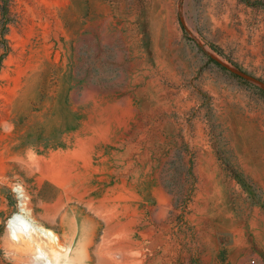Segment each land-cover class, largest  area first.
Masks as SVG:
<instances>
[{
    "label": "rangeland",
    "instance_id": "obj_1",
    "mask_svg": "<svg viewBox=\"0 0 264 264\" xmlns=\"http://www.w3.org/2000/svg\"><path fill=\"white\" fill-rule=\"evenodd\" d=\"M42 262L264 264V0H0V264Z\"/></svg>",
    "mask_w": 264,
    "mask_h": 264
},
{
    "label": "bare ground",
    "instance_id": "obj_2",
    "mask_svg": "<svg viewBox=\"0 0 264 264\" xmlns=\"http://www.w3.org/2000/svg\"><path fill=\"white\" fill-rule=\"evenodd\" d=\"M17 217L18 216L15 215L13 218H11L10 220H8L7 225H8L9 228L14 229V227H15V225L17 223ZM32 227H33L34 231L39 234V236H41L43 238H47L52 243H56L57 242V240H58L57 236L54 233H52L50 230H48L46 228H43L41 226H34L33 225ZM42 264H46V263L45 262H42Z\"/></svg>",
    "mask_w": 264,
    "mask_h": 264
}]
</instances>
